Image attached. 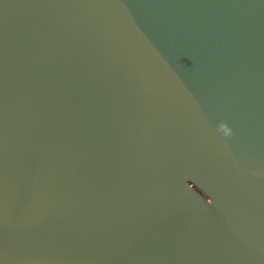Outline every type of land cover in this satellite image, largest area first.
<instances>
[{"label": "water", "instance_id": "1", "mask_svg": "<svg viewBox=\"0 0 264 264\" xmlns=\"http://www.w3.org/2000/svg\"><path fill=\"white\" fill-rule=\"evenodd\" d=\"M0 264H264V0H0Z\"/></svg>", "mask_w": 264, "mask_h": 264}]
</instances>
